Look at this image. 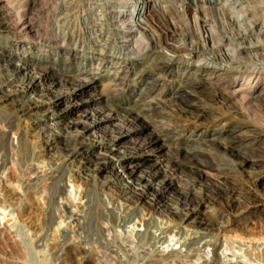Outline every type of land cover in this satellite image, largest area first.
Listing matches in <instances>:
<instances>
[{"label":"bare ground","instance_id":"6f19581e","mask_svg":"<svg viewBox=\"0 0 264 264\" xmlns=\"http://www.w3.org/2000/svg\"><path fill=\"white\" fill-rule=\"evenodd\" d=\"M73 1L75 0L68 4V0H0V60L5 62L0 63V78L3 79L0 81V103L5 104V107H0V151H4L7 145L16 148L26 166L28 188L35 193L40 180L48 181L51 190L49 202L56 203L65 210H70L74 205L70 196L73 193L71 188L72 193H68L69 187H76L75 195L80 191L81 196L78 198L79 205H76L78 210L70 212L67 218L71 222L78 221L76 227L79 228L83 227L80 219L84 220V217L85 223L90 222L91 218L92 221L95 219L99 228L103 214L108 215V219L112 218L118 208L117 204H122L121 200L136 203L133 198L138 197L150 205L162 203L164 196L174 191L176 194L179 190L177 180L190 175L192 178L189 176L190 179L185 180L186 191H183L187 195L184 198L181 196L183 199L176 203L173 222L159 236L175 229L177 243H181L180 249L190 250L197 244L212 247V254L217 260L223 243L221 238H231L229 232L235 229L234 232L238 233L234 236L245 235L244 238L248 237L250 242L256 241L258 244L249 250L251 264H264V221H250L253 217L251 214L257 213L264 217V197L260 191V187H264V171L254 175L256 180L251 182L253 185L250 186L251 191L246 192L248 195L244 196L243 187L238 186L232 195L228 193L220 196L225 213L230 212L234 218L222 220L225 218L222 213L219 221L202 209L207 208L210 190L207 183L201 180L202 177H198L208 174L209 166L203 162V158L217 161L222 154L231 156L239 149L261 150L260 155L246 156L245 161H251L257 166L264 164V133L254 130V126L245 120L231 124L235 117L246 113L243 108L240 110L234 106L236 96H240L247 109L255 101L264 103V65H244V57H241L252 51H264V43L256 45L250 42L248 46L236 44L237 47L233 45L232 48L226 42L229 44L228 48L220 55L219 52L223 49L218 45L222 42L217 41L216 31L212 27L205 24V35L200 38L195 31L176 26L173 20L164 23L163 20L166 19L161 16L159 7L172 10L170 0H140L139 3L146 4L147 11L141 17H138L140 12L136 13L134 18L126 12L125 7L120 6L127 5L132 9L138 7L141 10L143 7L137 4L138 0H108L115 12V23L107 22L108 24L101 26L94 24L83 28L79 24L80 14L71 10ZM205 1L213 11V0ZM233 2L239 5L242 0ZM149 3L151 4L148 5ZM59 11L63 14L57 15ZM86 29L96 35L90 37L86 46L80 49L76 42L79 37L85 36ZM252 32L253 30L249 31L248 35ZM246 33L242 36L243 39H246ZM3 40H6L5 44ZM33 44L41 45L42 53L37 54L35 50L30 52ZM25 46H28L26 51L17 53ZM109 48L113 50L112 53H109ZM13 60L23 63H11ZM191 61L202 64L193 69L195 63L190 64ZM108 62L111 70L89 72L95 64L102 66ZM223 63L231 66L225 74L216 69ZM245 67L249 72L248 81L244 83L245 86L236 87L241 74L239 71ZM18 79L20 85L16 89L4 91L5 86L14 84ZM46 84L49 87H45ZM55 85L59 88L54 89ZM40 88L43 89V94L32 100H28L30 97L27 99L30 92L36 93ZM91 102H98L102 106L100 109L87 108ZM64 103H67V113L55 109ZM219 103L227 105L229 111H216L214 106ZM45 106L54 108L55 111L50 112L51 114L41 111ZM79 107H86L81 110V115L88 118L79 123L68 122L69 114ZM31 116L34 118H30ZM51 119L54 120L53 124L49 123ZM26 120L31 121V129L42 140V145L38 148L30 149L28 146L25 137L29 131L21 126ZM115 120L122 124L118 129L112 130L109 138L99 136L97 131L92 132L94 128L108 130ZM223 121L219 128L210 129ZM191 125H195L192 130ZM189 130L190 133L187 134ZM142 133V143L126 145L131 137ZM10 134H13L14 140L6 142ZM59 144L63 148L55 156L56 159L46 158L47 154L43 151H54ZM151 156L159 159V166L167 162L170 170L162 175L159 167L149 177L133 178ZM119 161L125 162L120 170L115 167V162ZM42 167H45L44 171L40 170ZM217 167L219 169L220 165ZM100 173L105 175L101 177ZM217 188L223 190L220 186ZM198 190L201 191L200 194H197ZM101 196H107L108 205H105ZM193 196L198 200L194 201L191 198ZM257 197L262 198L261 203L256 201ZM253 207H258V211L253 212ZM80 208L86 209L88 213L79 217ZM0 212L6 213L3 210ZM132 213L135 215L136 212ZM152 216L153 213L142 214L141 225L147 224L148 229ZM61 217L63 219L65 215ZM65 245L60 248L57 245L56 248L68 253H83L87 250L76 245ZM251 246L252 244L249 249ZM180 249H172L175 257L181 253ZM253 250L256 251L255 254ZM157 256L167 257L164 254ZM207 258L206 256L205 260Z\"/></svg>","mask_w":264,"mask_h":264},{"label":"rangeland","instance_id":"374dc122","mask_svg":"<svg viewBox=\"0 0 264 264\" xmlns=\"http://www.w3.org/2000/svg\"><path fill=\"white\" fill-rule=\"evenodd\" d=\"M71 1L72 0H68V4H70ZM75 1L72 2L71 10L77 11L80 14V27L85 28L86 26L90 27L94 24L101 26L102 24L115 23V12L113 11V8L110 7L111 5L108 0ZM131 1L132 0H128L126 2ZM139 1L140 0H138L137 4L143 7V9L141 10H138V7L132 9L127 5H121L120 8L125 7L127 10L126 12L128 14H131L133 18L136 16V13L140 12V16L138 17H141V15L143 16V14L147 11V6L144 3H139ZM170 2V4L173 6V9L170 11L167 10L166 7H159L161 16L163 17V19H166L163 20L164 23L167 24L169 20H173L176 26L183 29L185 28L189 31H195L197 35L200 36V38H203L201 36L205 35V24L209 27H212L213 30L216 31L217 41L219 40L218 42H222L220 43V45H218L222 46L223 49H221L222 51L219 52L220 55L224 53L229 44L230 47H232L233 45L237 47V45L248 46L250 42L256 45L264 43V0H242V3L239 5H235L233 0H213V11L211 10V6L210 8L205 4V0H170ZM150 4L151 3H149L148 5ZM191 4L193 6H191ZM166 5L167 4H165V6ZM62 14V11L57 12V15ZM252 23L255 24L253 25ZM251 30H253L252 34L248 35L249 31ZM260 31L262 33H260ZM244 32H247L246 39L242 38V36H245ZM95 35L96 34H93L90 29H86L85 36H83V38L79 37L77 39V46L80 47V49H83L86 46V43L90 41V37H94ZM226 42L229 44H226ZM5 43L6 40H3V44ZM234 46L232 48H234ZM27 47L28 46H25L23 49H21V51L17 53L26 51ZM41 49H43L41 45L33 44L31 49L27 50H29L30 52L35 50V52L38 54L42 53ZM108 51L109 53L113 52V50L110 48ZM96 52L99 51L97 50ZM249 53L250 54L247 53L248 55H241V57H244V65H264V51H252ZM0 63L5 64V62H2L1 60ZM11 63L22 64L23 62L13 60ZM192 63H195V65H193V69H196L198 65L202 64V62L199 61H191L190 64ZM212 66L213 65H210V67ZM230 67L231 66H229L228 64L226 65V63H223L217 66L216 69L221 70L220 73L225 74L228 72ZM104 70H111V65L109 64V62L102 66H98L95 64V66L89 69V72H100ZM258 70L259 68L257 69V72ZM239 72L241 74L236 81V87L241 85L245 86L249 78V72L246 71V67ZM2 80L3 79L0 78V81ZM19 85L20 79L16 80L14 84L12 83L11 85L9 84L5 86L4 91L7 92L13 90L14 88L16 89V87ZM45 87H49V85L46 84ZM57 87L59 88L58 85H55L54 89H56ZM41 90L43 89L40 88L36 93L30 92L27 99L29 97L30 98L28 100L38 98L39 94L44 93ZM89 95H93V93H89ZM74 100L75 97L72 98V101ZM233 103L234 106L239 108L240 110L243 108V111H245L246 113L241 114V116L235 117L232 120L231 124H235L236 122L245 120L249 125L254 126V130L264 133L263 102L262 104L260 101H255L251 104V106H248L250 109H247L245 106L246 104H243V100H240V96H236L233 100ZM2 106L5 107V104L0 103V107ZM66 106L67 103H64L63 105L58 106L55 109H57V111L59 110L67 113L68 110ZM101 106L102 105L98 102H91L86 107L100 109ZM86 107H79L77 110H73V112H71L67 117L68 122L79 123L82 120H86L88 117L81 115V110ZM55 109L45 106L41 109V111H46L47 113L51 114L50 112L55 111ZM214 109L220 113H226L229 111L227 105L220 103L217 105L215 104ZM229 115L230 114H228V116ZM49 116L52 117L51 115ZM30 118H34V116H31ZM167 118L169 119L170 117ZM158 120L165 121L166 119ZM49 123L53 124L54 120H49ZM223 123L224 121L216 123L215 125L211 126L210 129L213 130L219 128ZM121 124L122 123L119 120H115V122H113L108 130H96V128H94L92 132L97 131V134L99 136H106L107 138H109L112 135V130L118 129ZM31 125L32 123L30 120H26L21 124L24 130L29 131L27 137H25V139H27L29 148H38L42 145V140L36 134V131L31 129ZM193 128H195V125H191L190 130H192ZM190 130L187 131V134L190 133ZM197 133H199V131ZM143 136V133L134 135V137H131L126 145L132 146V144L142 143L144 140ZM9 137L10 138H8L6 142L8 140H14L13 134H10ZM15 141L17 142L16 138ZM61 148H63V145L59 144L58 149L54 151L45 149L43 152L44 154H47L46 158L55 160V156L57 157L59 155V150H61ZM239 150H237V152L231 156L230 154H222L220 156L221 158L219 159L220 161L218 159L217 161H213L209 158L202 159L203 162L207 164V166H209L208 174H201V176L199 175L198 177H202L201 180L204 183H207V187L210 190L208 197L209 203H206L207 208L205 209V207H203L202 209L217 218L218 221L221 220L222 213L225 215V218H223L222 220L234 218L233 214H231L230 212H226L227 214L225 213V206L220 200V196H222V194L226 196V194L228 193L232 195L233 192H236V188L239 187H243L242 190L244 192V196L248 195L249 193L247 194L246 192L251 191L250 188L253 185L252 183H254L256 174L264 171V164H258L257 166V164L253 165L251 161H245L246 156L257 157L261 154V150ZM17 153V149L12 146L9 147V145L6 146V149L4 151H0V210L6 212L5 214H1L0 212V215L4 216H0V264H213V262H215L214 264H222L223 262H227L229 264H251V261L249 260L250 257L248 255L249 250L251 251L253 245L257 246L258 244L255 243L256 241L250 242V239L248 237L244 238L245 235H242L243 237L241 235L234 236L238 233H235V229H232L229 232L231 238L233 237L232 239L226 236H224L225 238L222 237L223 239L221 238V242L223 243H221L222 247L219 251L220 257L217 260L215 259L214 254H212V247H201V245L197 244L198 246L195 245L190 250L187 248H185L186 250L183 248L180 249L181 243H177L178 238L175 237V229L173 232L159 236L160 232L164 231V228L169 227L170 223L173 222V212H175V206H177L176 203L187 195L183 191L185 190L187 185V182L185 180H188L190 175H188V177L187 175H185V177L182 176L181 179L177 180L179 190L176 192V194L174 191V193L164 196L162 203H154L152 204V206L150 205V203H145L143 198L140 200L138 199V197L133 198V201L136 203H127L128 201L121 200L122 204H117L118 208L112 218L108 219V215L105 216V214H103L104 217H102L103 219H101L102 222L100 220V224L98 226L100 229L102 228L100 231V229L97 228L95 219L92 221L91 218L90 222L85 223V217L84 220L81 218L82 220L80 219V223L83 227L79 228L78 226L76 227L78 221H76V223L71 222V220L67 218L70 216V212H77L76 210H78L76 209V205H79L77 204L79 202L78 198H80L81 196L80 191H78L77 196L75 195L76 187H69L68 193L72 190V195H70V193L69 195L74 201V205L70 207V210H65V208H61V206H59L58 204L49 202L51 190L50 186L48 185V181L40 180L38 182V188L36 190L37 192L35 191V193H33L31 189L28 188L29 186H27L28 182H26V179L28 174L25 171V163L21 161L20 156ZM158 160L159 159H157L155 156H151V158L145 162L140 171L136 172L133 178L143 179V176L149 177L150 173L151 175H153L159 167H161L162 175L165 171L170 170V165L167 164V162H164L159 166V164H157ZM123 164H125V162H115V167L120 170V167ZM242 164L245 165L243 166ZM217 165H220L219 169H217ZM214 169L217 170L215 171ZM40 170L44 171L45 167L40 168ZM40 175H42V173H40ZM104 175L105 174L103 173L99 174V176L101 177H103ZM190 178L192 177L190 176ZM126 181L130 180L126 179ZM23 182L24 184L22 185ZM218 186L222 187L223 190H219L217 188ZM181 191L183 192V194ZM260 191L262 192L261 194L264 197V187H260ZM154 192L155 191L153 190V194ZM199 192L201 191L198 190L197 194H200ZM217 192L218 195L216 194ZM149 196L152 198L151 195ZM181 196H183V198H181ZM194 197L195 196L191 198H193L194 201H197L198 198ZM216 197L219 198L216 199ZM135 198L137 199L135 200ZM101 199L105 201V205L109 204V199H107V196H101ZM256 201L261 203L262 198L257 197ZM126 205H131L132 207H127ZM257 208L258 207H253L251 208V210L253 212H257ZM132 209L134 210L132 211ZM79 210V217H82V215L88 213V211H85L86 209L80 208ZM131 211L136 212L135 215ZM147 213H153V216L149 222L148 229L146 228L147 224L142 226L140 221L142 219V214ZM64 215L65 218L62 219L61 216ZM251 215L253 216V220L249 219L251 222H261V220L264 221V217L262 215H259L257 213ZM88 217L90 218V215ZM147 217H150V215H148ZM15 223L16 225H14ZM187 224L188 222L185 223V225ZM188 226L190 227L192 225ZM139 229H141L142 231L139 232ZM183 234V236H186L185 233ZM67 243L70 244L71 247L73 245H76V247H83L88 251L86 250V252L83 253H80L78 251H75V253L74 251L68 253L64 251V253L57 250L61 245L69 246ZM250 243L252 244V246L249 249V246L251 245ZM57 245H59L58 248H56ZM262 246L264 247V244ZM172 249H180L181 253L175 257V252H172ZM254 252L256 251L253 250V253ZM158 254H164L165 256L167 255V257L160 258L159 256H157ZM206 256L208 257L207 260H205ZM240 257H246L244 258L245 261ZM213 258L214 260H212ZM203 260H205V262Z\"/></svg>","mask_w":264,"mask_h":264}]
</instances>
